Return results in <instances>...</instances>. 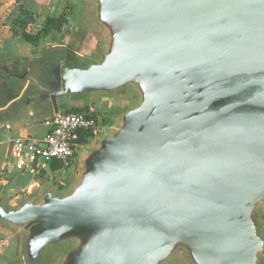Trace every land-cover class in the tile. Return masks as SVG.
Returning a JSON list of instances; mask_svg holds the SVG:
<instances>
[{
    "label": "water",
    "instance_id": "1",
    "mask_svg": "<svg viewBox=\"0 0 264 264\" xmlns=\"http://www.w3.org/2000/svg\"><path fill=\"white\" fill-rule=\"evenodd\" d=\"M87 16L84 54L1 68L22 110L99 98L116 122L67 191L0 196L15 263L264 264V0H87Z\"/></svg>",
    "mask_w": 264,
    "mask_h": 264
},
{
    "label": "crops",
    "instance_id": "2",
    "mask_svg": "<svg viewBox=\"0 0 264 264\" xmlns=\"http://www.w3.org/2000/svg\"><path fill=\"white\" fill-rule=\"evenodd\" d=\"M24 13L31 16L25 29L21 26ZM49 18L61 19L55 28L59 33L57 42L51 44L46 41L44 46L25 40L24 31L32 35L41 31L48 37L47 34L54 28L43 29ZM88 36L87 0H0V78L7 77L1 68L8 66L12 70L15 65L28 63L48 52L71 56L84 54L87 51ZM10 94L11 86L0 80V196L7 205L14 206L24 199H38L44 183H51L53 178L56 181L64 179L71 182L75 178L72 179L68 173L72 167L70 165L62 167L53 164L38 174L28 169L17 171L12 167L10 139L44 135L50 129L49 121L53 112L22 110L7 100ZM93 99L62 103L60 111L86 109L89 106L83 103ZM60 183L63 185L62 181ZM19 250L20 234L0 222V264H16Z\"/></svg>",
    "mask_w": 264,
    "mask_h": 264
},
{
    "label": "built area",
    "instance_id": "3",
    "mask_svg": "<svg viewBox=\"0 0 264 264\" xmlns=\"http://www.w3.org/2000/svg\"><path fill=\"white\" fill-rule=\"evenodd\" d=\"M49 124L50 129L40 137L10 139V157L15 170L28 169L38 174L53 164L69 165L78 149L99 135L104 127L102 117L91 107L55 114Z\"/></svg>",
    "mask_w": 264,
    "mask_h": 264
},
{
    "label": "rangeland",
    "instance_id": "4",
    "mask_svg": "<svg viewBox=\"0 0 264 264\" xmlns=\"http://www.w3.org/2000/svg\"><path fill=\"white\" fill-rule=\"evenodd\" d=\"M85 13V12H84ZM73 24H74V22H73ZM54 28H53V31H50L47 35H48V37H45L43 34V36L42 35H39V38H38V40H37V43L38 44H42V45H44V46H46L45 45V42L46 41H50V43L51 44H53L54 42H57L58 40H59V33L57 32V31H55V28L57 27V25H54L53 26ZM127 102V100H125V99H117V100H114L113 101V105H115V107H117V109H119V107H121L124 103H126ZM133 100H131V102H132ZM84 105H86V106H90L91 108H95V110H96V112H97V114L98 115H100L101 117H102V124H104V125H107V126H109V122H110V125L111 126H113V127H116V122H115V117H111V115L107 112V111H105V110H102V109H104V108H106V109H108V105H107V103H100V102H98L97 100H88V101H86L85 103H83ZM81 105V104H80ZM88 108V107H87ZM101 108V109H100ZM98 109H99V111H98ZM106 131V134H108V133H110L111 131H112V129L111 130H105ZM88 143V142H87ZM86 150H87V148L86 147H83L81 150H80V153H79V155L78 156H76L77 157V159H73L72 161H71V163L69 164L70 166H72L71 167V169H70V172H68V173H70V177L73 179V178H75V176H76V173H77V171H78V163H79V159L85 154V152H86ZM59 176V175H58ZM70 178V179H71ZM43 180L44 181H46V179L43 177ZM50 180V179H49ZM75 180V179H74ZM74 180H73V182H74ZM60 181H62L63 182V185H62V183H60ZM71 180L70 181H68V180H64V179H59V181H56L54 178L51 180V184L53 185V187L54 188H56V190L57 191H59V192H61V193H63V192H65V191H67L68 190V188H70L71 187V185L73 184V182H71ZM43 183H41L40 185H42ZM46 264H51V262L49 261V262H47Z\"/></svg>",
    "mask_w": 264,
    "mask_h": 264
},
{
    "label": "trees",
    "instance_id": "5",
    "mask_svg": "<svg viewBox=\"0 0 264 264\" xmlns=\"http://www.w3.org/2000/svg\"><path fill=\"white\" fill-rule=\"evenodd\" d=\"M24 17H23V20L22 21V28L25 29V26L26 24L30 21V18L31 16L28 15V13H24ZM61 22V19H53V18H49L47 19V21L45 22V26L43 27V29H46L47 27H53L54 25L56 24H60ZM41 32V31H40ZM38 32L37 34L35 35H32L31 33H28V32H23V36L25 38V40L31 42V43H34L36 44L37 43V40L39 38V35H42V33ZM87 109V108H86ZM72 111H75V110H72Z\"/></svg>",
    "mask_w": 264,
    "mask_h": 264
}]
</instances>
